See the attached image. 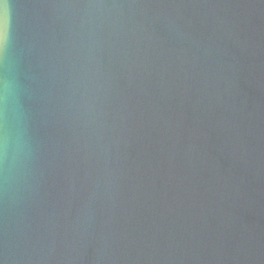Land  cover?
<instances>
[{
	"label": "water",
	"instance_id": "water-1",
	"mask_svg": "<svg viewBox=\"0 0 264 264\" xmlns=\"http://www.w3.org/2000/svg\"><path fill=\"white\" fill-rule=\"evenodd\" d=\"M10 5L21 264H264V0Z\"/></svg>",
	"mask_w": 264,
	"mask_h": 264
},
{
	"label": "clouds",
	"instance_id": "clouds-1",
	"mask_svg": "<svg viewBox=\"0 0 264 264\" xmlns=\"http://www.w3.org/2000/svg\"><path fill=\"white\" fill-rule=\"evenodd\" d=\"M57 6V5H53ZM70 7L72 5H63ZM88 7H103L102 4L87 5ZM120 7L121 5H112ZM129 7H168V5H128ZM6 8L7 21L0 27V264H21V257L15 255L13 246L10 242V205L9 192L11 181L10 169V102L13 97L14 85L11 72V50L14 44V25L10 18L9 9ZM191 40V37L188 38ZM103 176L97 177L91 183L90 196L96 195ZM87 201L85 206H87ZM99 248L107 254L110 251L111 242L107 236L101 232L95 237ZM104 259H114L112 256L105 255Z\"/></svg>",
	"mask_w": 264,
	"mask_h": 264
},
{
	"label": "snow or ice",
	"instance_id": "snow-or-ice-1",
	"mask_svg": "<svg viewBox=\"0 0 264 264\" xmlns=\"http://www.w3.org/2000/svg\"><path fill=\"white\" fill-rule=\"evenodd\" d=\"M11 0H0V27L7 21L6 8L10 5Z\"/></svg>",
	"mask_w": 264,
	"mask_h": 264
}]
</instances>
